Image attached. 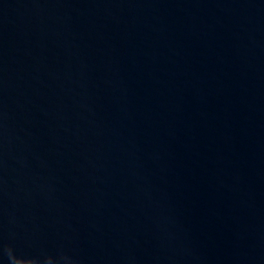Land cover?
I'll list each match as a JSON object with an SVG mask.
<instances>
[{
	"label": "water",
	"instance_id": "obj_1",
	"mask_svg": "<svg viewBox=\"0 0 264 264\" xmlns=\"http://www.w3.org/2000/svg\"><path fill=\"white\" fill-rule=\"evenodd\" d=\"M0 264H264V0H0Z\"/></svg>",
	"mask_w": 264,
	"mask_h": 264
}]
</instances>
